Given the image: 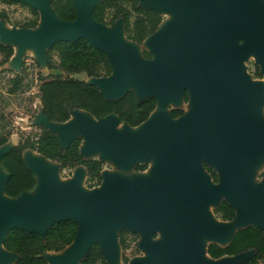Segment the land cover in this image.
I'll return each instance as SVG.
<instances>
[{"label":"water","instance_id":"95a60500","mask_svg":"<svg viewBox=\"0 0 264 264\" xmlns=\"http://www.w3.org/2000/svg\"><path fill=\"white\" fill-rule=\"evenodd\" d=\"M19 1L36 9L39 19L34 28L6 26L0 19V42L12 45L10 58L19 52L14 62L27 48H34L36 57L46 62V50L55 42L85 38L109 59V75L84 78L106 99L115 100L133 90L138 99L155 97L156 105L160 100L179 103L184 91L189 90L190 100V91L195 89L198 105L190 115L177 118H171L169 111L152 116L155 106L137 125V131L127 123L129 127L116 130L123 123L116 114L95 118L88 112L91 117L87 121L77 118L60 128L56 127L60 122L50 121L42 113L46 124L36 125L57 134L63 147L77 137L88 140L87 153L79 146L84 158H97L93 153L102 152L120 165L151 155L158 161L150 180L133 183L102 174V187L84 192L80 188L86 178L84 166L74 167L73 176L60 183L59 163L46 166L25 156L33 150L24 149V163L35 175L36 185L37 174L42 175V189L34 193L35 186L16 198L6 196L9 175L0 166L5 173L4 180L0 177V262L13 264L17 258L2 244L8 229L20 227L44 235L49 226L63 219H72L78 228L63 250L47 256L44 253L48 264H80L93 242L100 246L107 264L110 255L118 259L119 227L138 232L140 246L152 251L143 264H199L201 235L224 246L238 228L256 225L264 230V175L261 181L250 184L253 168L244 158L264 155V92L241 64L248 51L264 74V5L260 0H139L142 6L174 16L168 34H155L157 28L143 40L146 43L151 37L145 48L151 58L135 51V42L125 37L120 19L111 26L94 20L93 8L101 0H73L77 16L72 22L60 19L49 0ZM239 39L244 41L241 46H237ZM153 54L159 58L153 59ZM258 107H262V115L257 117ZM77 110L82 109H73L71 114ZM7 142L0 146V158L18 141ZM202 160L216 163V185L203 182ZM223 198L235 209L233 219L240 217L232 232L224 224L206 222L203 217L208 200L220 202ZM156 230L162 240L151 244L150 235ZM251 254L248 250L220 259L207 254L208 264H240Z\"/></svg>","mask_w":264,"mask_h":264},{"label":"trees","instance_id":"16d2710c","mask_svg":"<svg viewBox=\"0 0 264 264\" xmlns=\"http://www.w3.org/2000/svg\"><path fill=\"white\" fill-rule=\"evenodd\" d=\"M49 1L60 19L71 22L76 19L77 12L73 0ZM0 4H17L29 10L30 16L25 21L11 22L6 10L0 9V19L6 20L10 25L28 28H34L37 25L39 14L31 5L19 0H0ZM92 16L94 20L107 26L113 25L117 19H120L125 37L138 44L152 34L164 18L161 13L142 6L139 0H101L94 6ZM13 52L12 45L0 42V64L6 63ZM54 54L59 59V67L69 74L84 73L86 77H101L111 73L107 55L85 38L75 41L61 40L52 44L46 50V64L50 69L55 68ZM142 54L146 58L152 57L151 52L145 48ZM10 81L8 92L12 93L20 86L22 75L15 73ZM38 94L42 113L48 120L54 122H64L70 118L71 110L82 109L95 118L116 114L121 122L135 127L149 117L157 102L153 96L138 99L133 90L127 91L118 99H106L95 84L70 75L63 78H40ZM188 100V93L184 91L183 101L186 103ZM183 114L182 108L169 110L171 118H177ZM11 133L6 131L0 134V146L7 142ZM80 143L81 137H77L63 147L57 134L43 125L30 122L25 129L20 130L17 144L11 146L0 158L1 168L9 175L4 194L16 198L22 191H31L36 186V177L22 158L24 149H31L59 163L60 173L63 176H65V170L70 173L74 167L82 165L86 169L85 186L92 188L100 185L104 161L97 158H84L79 150ZM203 166L212 181L217 183L218 174L215 169L206 163H203ZM146 167V163L139 164L136 170L142 171ZM212 211L217 219L224 221L232 220L235 216L234 207L225 198L221 199ZM77 228L76 222L72 219L54 222L47 228L44 235L13 227L7 230L2 244L6 250L17 254L13 264H48L44 253L63 250L73 241ZM127 234L136 236L127 228L118 231V241L122 249L121 264H130L124 253L128 248ZM206 250L212 259L252 250L251 256L240 264H264V230L256 225L238 228L227 245L209 242ZM80 264L107 263L100 246L93 242L80 259Z\"/></svg>","mask_w":264,"mask_h":264},{"label":"rangeland","instance_id":"374dc122","mask_svg":"<svg viewBox=\"0 0 264 264\" xmlns=\"http://www.w3.org/2000/svg\"><path fill=\"white\" fill-rule=\"evenodd\" d=\"M148 1V0H144ZM4 8L7 13V17L11 22H21L25 21L29 16V10L27 7L20 6L17 4L12 5H3L0 4V9ZM164 18L161 23V26L159 28V31H164L161 33L156 32L155 34H168V26L171 24H167L166 20L171 18V14L162 13ZM2 24L6 26H13L6 22V20L2 19ZM151 41V37L146 40V43L143 42L142 44H136L133 45L135 51L143 56L142 50L146 47V44L149 45ZM244 41L243 39H239L237 41V46L243 45ZM34 48L29 49L27 48L24 52V54L20 57V60L17 62H14V59L18 58H9V61L4 64H0V134L11 131L12 133L9 135V139L6 145H10L12 143H16L19 139V132L21 129H25L26 126L33 122L35 124H46V118L43 116L41 111V104L38 94V85L40 83V78L50 79V78H56V77H66L68 75L75 77V78H86L84 73H74L69 74L65 71H63L59 67V59L57 55L54 54V63L55 68L50 69L48 65L46 64L45 60L39 59L34 54ZM144 57V56H143ZM145 58V57H144ZM155 54H153V59H157ZM39 59V60H38ZM1 61V56H0ZM241 64L246 72V74L249 76L250 80L253 82H259V84L262 86L263 92H264V74L261 72L259 65L256 64V58L255 56L250 53L246 52L245 57L242 59ZM257 71V72H256ZM15 73L22 75V81L18 89L12 93L8 92V89L11 85L10 78L15 75ZM258 73V74H257ZM128 85V84H127ZM126 85V86H127ZM189 92V90L187 89ZM191 98V96H190ZM191 101V100H190ZM184 103L181 97V100L179 103H174L173 101L169 100L168 104H165L164 106L160 107L161 111L168 112L170 108L172 107H182L184 109V113H188L191 111V108H193V105L191 102ZM166 103V102H165ZM264 108V103L261 105ZM262 107H259L261 110L259 116L262 115ZM190 108V109H189ZM78 112V120H85V118H89V116H85L86 114L82 111ZM77 112H74L73 115L70 117V122H74L75 114ZM89 114V113H88ZM262 119H264L262 117ZM88 120V119H87ZM85 120V121H87ZM120 124V123H119ZM65 124H61L58 127H64ZM120 128H124L123 125H118L116 127V130H120ZM139 128L132 129L133 131L139 130ZM85 144L88 146V140L85 138L82 140L81 145ZM88 150L85 149L84 153H87ZM94 157L102 158L104 160L103 168H102V174L107 175H114L123 177L128 182L136 183L138 180H150V175L154 173L155 165L158 161L157 157L154 155H151L144 159H136L132 160L129 163L125 165H120L119 163L115 162L112 158L107 157L102 152H94ZM244 158L250 162L253 171L250 177L248 178L250 184H255L259 181H261L263 177V171H264V155L258 159L255 158H249L248 155H245ZM146 163L147 167L146 169L142 171L136 170L137 165ZM203 163H206L207 165L213 167L211 163L205 162L202 160L201 166H202V173L203 176L207 177V184L210 182L211 185H216L215 182L212 181L210 176L205 173V169L203 166ZM3 173V172H2ZM74 170H72L70 173L66 170L64 171L65 176L61 175L59 173L60 177L59 181L60 183L67 181L69 178L73 176ZM209 177V178H208ZM102 186L97 185L92 188H88L85 186L84 182L80 183L81 191H92L94 188L100 189ZM37 192V191H35ZM33 195V194H31ZM222 197V196H221ZM220 197V198H221ZM219 200H208L204 206V211L208 213V215L213 219V222L217 224H224L227 227H229V232L232 226L236 228L239 226V219L240 217H235L237 222L235 224L217 219L213 214V208L217 206ZM239 215V213H238ZM121 229L120 227L117 228L116 231H119ZM136 234V236L127 234V243L128 248L124 251L126 257L129 260V263L131 264H143L141 261L150 259L153 255L152 251H150L146 247H141V235L137 232H133ZM213 238L209 237L208 235H201L199 237V240L204 243V245L208 242H210ZM162 240V234L160 231L156 230L150 235V242L151 244L158 243ZM111 258V257H110ZM109 258V259H110ZM114 262H112V259L108 261V264H121L122 262V249L120 248L118 250V259H113ZM0 264H9L6 262L1 261Z\"/></svg>","mask_w":264,"mask_h":264},{"label":"bare ground","instance_id":"6f19581e","mask_svg":"<svg viewBox=\"0 0 264 264\" xmlns=\"http://www.w3.org/2000/svg\"><path fill=\"white\" fill-rule=\"evenodd\" d=\"M261 2H262V5H264V2H263V0H260ZM161 12L162 13H167V14H171V18H169L168 20H166V22H167V24H169V23H172V21H173V18H174V16H173V14H172V12H169V11H165V10H161ZM162 23V22H161ZM40 25H42V22H40ZM160 26H161V24L159 25V27H158V29L156 30V32H160L161 33V31H159V28H160ZM155 32V33H156ZM162 32H164V31H162ZM123 40H124V38H123ZM125 41H126V39H125ZM129 44H130V42H128ZM127 47H129L127 44H125ZM19 52H18V50H17V52H16V55L14 56L15 58H17L18 57V54ZM260 85V84H259ZM260 87L262 88V86L260 85ZM190 96H191V98H190V102H191V104H189L190 106L191 105H193V108H191V111H189L188 113H186V114H184V117H186V116H188V115H190V113H192L193 112V110H195L196 109V107H197V105H198V95H197V93H196V91H195V89H191V91H190ZM188 101V102H189ZM187 102V103H188ZM165 105V102L163 101V100H160V101H158V103H157V105H156V109L154 110V112L152 113V116H155L157 113H159V112H161V113H165L164 111H161L160 110V107L161 106H164ZM190 109V108H189ZM77 111H82V110H77ZM77 111H75V112H77ZM82 112H84L86 115L85 116H89V118L91 117L90 116V114H88V112H86V111H82ZM260 112H261V110L259 109V107L256 109V116L258 117L259 116V114H260ZM74 114V113H73ZM73 114H71V115H73ZM183 116V115H182ZM71 117V116H70ZM78 118V112L75 114V119H74V122H75V120ZM89 118H85V120H87V119H89ZM181 118V117H180ZM70 118H69V120H67V121H65V122H60V123H56V127H58V126H60L61 124H65V126L68 124V123H73V122H70ZM83 120V119H82ZM149 121V120H148ZM120 125H123V127L124 128H126V127H129V126H126L124 123H120ZM64 126V127H65ZM139 126H137V127H129L130 129H136V128H138ZM61 128H63V127H61ZM82 142V141H81ZM80 149H81V152L82 153H84V150L85 149H87V146L85 145V144H82V145H80ZM25 156H27L28 155V157H30V158H36V159H38V160H41L42 162H43V164L44 165H46V166H53V165H55V166H57L56 165V163H55V161H49L48 159H45L44 157H42L41 155H38L37 153H35V152H33V151H30V152H25V154H24ZM28 157H26L27 158V161H29V159H28ZM212 165H213V167H215V169H217V166H216V163L215 162H210ZM3 171L1 170V168H0V177H1V179L2 180H4V176H5V173L3 172ZM205 173L206 174H208L206 171H205ZM154 174V173H153ZM153 174H151L150 175V177L153 175ZM209 175V174H208ZM207 176V175H206ZM206 176H203V173H202V171H201V178H202V180H203V182L204 183H206L207 184V177ZM37 177H38V180H39V183L36 185V188L33 190V192L34 193H39L40 191H41V189H42V175H40V174H37ZM209 178V177H208ZM2 185H3V183H2ZM35 191H37V192H35ZM87 192V191H86ZM0 195H1V192H0ZM204 212V215H203V217H204V220L206 221V222H210V223H212L213 222V219L208 215V213L206 212V210L205 211H203ZM228 222H231V223H233V224H235L236 222H237V220H236V218H234V219H232V220H229ZM238 227V226H237ZM236 227V228H237ZM235 227H234V225L232 226V228L230 229V232H232L234 229H236ZM230 234V233H229ZM112 235V234H111ZM228 237H229V235H228ZM228 237H226V239H225V242L228 240ZM198 241L200 242V258H199V264H208L209 262H210V259H209V257L207 256V253L205 252V245H204V243L203 242H201L200 240H199V238H198ZM212 242V241H211ZM224 242V243H225ZM113 243H116V241H114ZM110 259H112V262H114L113 261V259L115 258V254H113V255H110ZM112 264V263H111Z\"/></svg>","mask_w":264,"mask_h":264},{"label":"crops","instance_id":"0c3cea01","mask_svg":"<svg viewBox=\"0 0 264 264\" xmlns=\"http://www.w3.org/2000/svg\"><path fill=\"white\" fill-rule=\"evenodd\" d=\"M19 140V139H18ZM34 152V151H33ZM36 153V152H35ZM56 253H58V251L56 252V251H47L46 253H45V255L47 256V255H50V254H56Z\"/></svg>","mask_w":264,"mask_h":264}]
</instances>
